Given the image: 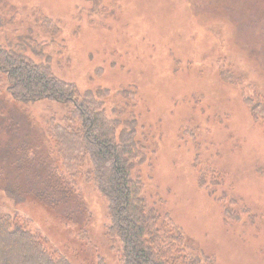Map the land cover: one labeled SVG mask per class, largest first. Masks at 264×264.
Masks as SVG:
<instances>
[{
	"label": "rangeland",
	"instance_id": "374dc122",
	"mask_svg": "<svg viewBox=\"0 0 264 264\" xmlns=\"http://www.w3.org/2000/svg\"><path fill=\"white\" fill-rule=\"evenodd\" d=\"M42 13L58 29L41 30ZM0 16L2 44L56 38L29 54L48 59L80 94L107 90L106 114L145 128L137 134L149 158L133 173L186 258L173 264L205 253L214 264H264V0H0ZM26 107L33 132L0 127V211L16 215L55 258L122 264L108 201L94 184L77 182L88 234L84 217L68 219L35 195L47 186L45 171L23 153L34 139L43 143L48 122L69 123L73 104L40 99Z\"/></svg>",
	"mask_w": 264,
	"mask_h": 264
},
{
	"label": "trees",
	"instance_id": "16d2710c",
	"mask_svg": "<svg viewBox=\"0 0 264 264\" xmlns=\"http://www.w3.org/2000/svg\"><path fill=\"white\" fill-rule=\"evenodd\" d=\"M38 22L41 30L42 26L52 25L54 29L59 26L51 16L43 13ZM4 24L6 20L0 16V26ZM55 39L48 38L41 43L30 34L29 38L19 35L14 46L0 42V82L5 85L0 90V104L5 106L0 108L4 125L1 128L16 135L26 126L27 132L32 131L22 119L23 108L28 110L26 105L30 102L50 99L73 104L69 123L48 122L44 132L46 146L44 140L42 143V139L35 141L33 138L32 146L23 153L30 165L40 164L45 171L44 185L47 186L35 195L51 206L64 209L62 214L68 219L72 215L78 221L84 217L86 229L83 232L88 234L90 214L77 182H90L108 201L110 222L107 229L113 242L118 244L122 264L186 261L178 245L173 247L170 239L167 240L168 232L160 223L161 215L149 206L142 194L143 183L133 173L135 167L149 158L147 142L137 134V127H144L134 117L122 119L120 115L110 117L106 114L107 90H86L80 94L73 83L52 72L48 59L39 62L29 54L32 47L40 51L41 46L48 47ZM4 97L11 99L13 104H5ZM8 121L10 126L6 124ZM26 139L25 135L23 141ZM42 155L46 159H42ZM12 195L19 202L25 194L13 192ZM38 238L19 223L16 215L0 211V264H72L68 258H55ZM189 262L214 264L206 253L191 256Z\"/></svg>",
	"mask_w": 264,
	"mask_h": 264
}]
</instances>
